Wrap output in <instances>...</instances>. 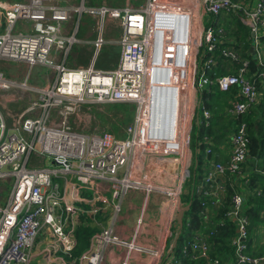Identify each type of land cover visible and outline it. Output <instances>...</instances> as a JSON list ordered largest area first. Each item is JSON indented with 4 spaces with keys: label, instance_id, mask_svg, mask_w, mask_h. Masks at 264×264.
Here are the masks:
<instances>
[{
    "label": "built area",
    "instance_id": "obj_1",
    "mask_svg": "<svg viewBox=\"0 0 264 264\" xmlns=\"http://www.w3.org/2000/svg\"><path fill=\"white\" fill-rule=\"evenodd\" d=\"M84 14L96 19L101 29L109 20L122 29L120 60L112 71L97 70L94 63L74 69L65 64L79 42L76 32L66 34L65 25ZM232 15L250 32L252 59L232 46L221 47L223 42L229 43L226 28L220 26L216 31L215 24L232 20ZM263 36L264 0H146L138 7L123 8L61 5L55 0H0V62L52 68L57 76L52 85L36 90L28 84L29 74L25 81L15 82L0 71V92H35L39 102L32 109L41 111L37 118L16 123L13 131L0 113V264H31L33 249L44 231L70 244L59 211L65 207L71 216L82 213L80 191H91L105 203L99 193L103 184L110 187L114 198L132 188L154 190L150 165L142 168L140 181L134 180L143 161L172 158L187 165L184 152L186 145L190 150L191 132L208 127L212 117L202 104L205 90L215 86L223 93H233L225 109L233 119L247 116L260 105L264 98ZM103 44L100 36L95 49L100 51ZM218 53L230 63L225 74L216 71L220 69ZM97 104L134 105L133 120L123 139L76 133L68 125V119L81 108ZM55 116L60 122H55ZM203 143L211 156L212 140ZM230 144L227 163L209 164L204 179L207 197L224 194L219 183L225 186L227 175L245 177L249 138L244 122L231 134ZM195 151L199 153L198 148ZM34 158L48 159L51 165L31 167ZM191 177L187 165L179 183L165 195L177 199ZM247 197L237 191L228 215L238 227L231 262L211 259V246L201 234L184 252H190L194 260H207V264H264V255L256 257L249 251ZM108 245L142 250L106 230L94 238L95 252L83 259L101 264ZM71 249L68 246L69 252ZM167 264L180 263L173 256Z\"/></svg>",
    "mask_w": 264,
    "mask_h": 264
},
{
    "label": "crops",
    "instance_id": "obj_2",
    "mask_svg": "<svg viewBox=\"0 0 264 264\" xmlns=\"http://www.w3.org/2000/svg\"><path fill=\"white\" fill-rule=\"evenodd\" d=\"M2 1L11 3L15 2L16 0ZM55 1L61 5H80L83 3L89 7L107 6L105 0H103L102 3L100 2L101 0H82L81 3L79 2L80 0ZM136 1L138 2L137 4H132L130 0H127L125 5L134 7L140 6L141 0ZM145 1L146 0H144V2ZM125 5L119 7H110L123 8L126 7ZM74 22L75 21H71L65 25L67 35L76 32ZM110 22L112 23L113 21L110 20ZM113 26L120 30L121 37L122 29L120 25L115 22ZM120 37L118 39H120ZM76 38L79 41L76 43V46L86 45V50L84 53L80 54V51L76 49V46H73L65 64L71 69L80 67L87 68L91 63L95 49V42L98 37H95L93 33H87L82 37H79L78 33ZM97 52L98 51H96L95 55ZM82 59L83 62L80 63ZM116 67L117 66H115V68ZM51 70L46 75L49 77V79L45 80V77H43L42 80L45 83L39 87H47L54 83L57 76L55 73L54 77L55 71H53V69ZM52 74L53 77H51ZM190 91L191 88L189 87L188 93ZM191 93L192 92H190V94ZM187 113H189V109H187ZM184 126H187V124ZM213 150V156L211 155L212 157L207 155L204 151L205 158L207 160L204 165L205 175H207L209 171L208 167L210 163L228 162L232 150L230 140L224 144H218V146L215 148L213 147ZM202 153L199 151L198 154L202 155ZM185 158V161H187V165L192 172V168L197 167L195 163L198 164L196 151L194 149H190L189 153L185 155ZM171 159L172 158L169 160H156V162L153 160H146L139 164V169L134 174V180L142 179V168L145 169V167L150 165L149 169L151 170L149 179L152 180V185L154 187V190L152 191H148L144 188H132L129 189L125 194H121L118 198H114L110 187L106 184H103L99 187V193L104 199L107 200L105 203H101L98 200L99 197L94 196L91 191H80L79 196L81 197L82 201L78 202V205L82 209V213L77 216H71L66 212L65 207H62V209L59 211L63 213L65 231L68 235L67 241L70 244L58 241L56 237L48 235V233L44 231L43 234L40 235L39 239H37V243L33 249L31 264H89V262L83 259V257L84 255L95 252L94 238L106 230H112L120 240L125 242H133L136 248L142 250L130 251L127 247L108 245L104 250L105 259L101 264H167L168 258L170 259L174 256L173 251L175 249V240L178 233L180 232L178 223L179 215L183 210L190 206L185 204L183 198L189 195L192 196V191L188 186V181L183 185L182 195H180L177 199L171 200L165 195L164 192L175 188L174 186L179 183L181 171L187 167V165L184 163V160L175 162ZM247 163L245 165L246 170L243 173L245 177H241V179H245L248 176V171L252 172V170H254V163H249L248 161ZM163 164L170 165L168 169H165ZM50 165L51 163L49 165L43 166ZM122 174L123 172L120 173V176ZM222 183L223 182L219 183L220 187H224V184ZM236 186L240 188V192H243L248 196L247 191L241 182L237 180V177ZM219 193L220 191H218L217 194ZM213 196H215V200L218 203L223 201L224 194ZM96 209H98V211L95 213L94 211ZM206 219L209 220V216H207ZM81 225L84 227H91L94 230L93 237L91 239V245L89 249L80 256L74 257L73 251L77 245L76 230ZM257 230L258 231L256 233L253 246L262 247L264 246V223H262ZM198 234L203 235L201 232ZM68 246H72L70 252L68 251ZM231 261L232 259L228 260V262Z\"/></svg>",
    "mask_w": 264,
    "mask_h": 264
},
{
    "label": "trees",
    "instance_id": "obj_3",
    "mask_svg": "<svg viewBox=\"0 0 264 264\" xmlns=\"http://www.w3.org/2000/svg\"><path fill=\"white\" fill-rule=\"evenodd\" d=\"M220 26H225L226 38L228 37L227 40H229V43L223 42L221 47L232 46L239 51V48L243 44L244 51L248 48V51L242 54L243 57L252 59L249 55L251 48L250 32L242 25L238 16L232 15V20L227 19L225 22L219 20V22L215 24V30L218 31ZM228 28H230V30H228ZM229 36H232V38ZM262 39L264 43V36ZM217 57L220 69H216V71L219 75L225 74V69L230 63L223 58L220 53L217 54ZM221 66H224V68L222 69ZM252 66L254 69L256 68L255 63H252ZM232 97L233 93H223L215 86L201 93L202 104L209 110L212 117L208 127L200 126L196 128L194 132L196 136L192 139L193 149L195 150L198 148L199 151L203 153L202 155L197 154L199 165L195 163L197 167L192 168L193 176L188 182V186L192 191V196L189 195L183 198L185 204L190 205L191 209L185 213L182 233L173 251V255L177 257V261L180 264L208 263L207 260H194L190 252H184V247L190 244L199 232L207 237L211 246V259H220L222 261L234 259L235 249L233 240L237 237L238 227L235 221L229 218L228 215L231 210L233 196L240 189L236 186V177L248 193L245 213L250 219L249 251L256 257L264 255V246H253L258 231L257 229L264 223L262 217L264 214V98L261 104L256 106L247 116L240 119H233L225 113L229 99ZM112 107L122 114L120 122L125 125L130 124L134 116V105L113 104ZM241 122L247 125L249 138V154L247 161L249 163H254V170H252V172L248 171V176L245 179H241L238 176L227 175L225 177L224 198L223 201L218 203L215 200V196L207 197L205 194L204 165L207 160L204 153L206 145H203V142L206 139H211L214 148L218 146V144H224L230 140L231 134ZM122 137L124 138L125 134L122 135ZM245 170L246 166H244V171ZM207 212L209 220L205 218ZM93 231L91 227H84L82 225L77 228V245L73 251L74 257L80 256L89 249Z\"/></svg>",
    "mask_w": 264,
    "mask_h": 264
},
{
    "label": "rangeland",
    "instance_id": "obj_4",
    "mask_svg": "<svg viewBox=\"0 0 264 264\" xmlns=\"http://www.w3.org/2000/svg\"><path fill=\"white\" fill-rule=\"evenodd\" d=\"M105 1H106V5L109 7L110 6L119 7V6H124L127 0H105ZM15 2H24V0L22 1L16 0ZM79 2L81 3L82 0H80ZM100 2L102 3L103 0H101ZM130 2L132 4L138 3L136 0H130ZM140 3L143 4L144 0H141ZM74 21H75L74 24L76 28L75 29L76 35L79 33V37H82L84 34L87 33H93V35L98 38L100 36L103 37L104 44L96 55L95 53L97 50L94 49V53L90 65L94 63V67L97 70H102V71L105 70L112 71L113 69H115L116 64L119 63L120 54H121V47L119 45V39H118L120 37V30L115 26H113L116 21L115 22L113 21L114 23L113 22L111 23L110 20L107 21L103 29L98 27L96 19L94 20L91 16L87 14H84L78 20L77 18H75ZM204 22H205V26L209 24L208 17L204 19ZM116 23L118 24V22ZM228 30H230V28H228ZM229 37L232 38V36ZM76 45L77 44H75L74 46ZM243 47L244 46L242 44L241 47L239 48L240 49L239 51L242 54L248 51V48L244 51ZM76 49L80 51V54H82L86 50V45L76 46ZM82 62L83 59L80 61V63ZM80 68H85V67H80ZM221 68H223V66ZM51 69L41 66H36L30 69L29 66L24 63L0 62V71L4 72L5 75L12 81L23 82L25 81L26 79L25 76L28 73L30 75V78L28 79V84L33 89L36 90L42 89V87H39L45 83L42 80V78L45 77V80H48L49 77H47L46 75L50 72ZM53 71L55 70L53 69ZM109 71H105V72H109ZM55 73L56 72H54V77H55ZM51 77H53V74L51 75ZM23 78L25 79L22 80ZM38 102H39V95L35 92H29L23 90H13L8 93L0 92V113L2 114L6 122L7 128L13 131L15 129L16 123H22L24 119L39 117L41 115V111L32 109L34 104ZM112 106L113 104L111 105L97 104V105H92L91 107L84 106L68 119V125L76 133H82L84 135H97V136H104L106 134H110L116 139H123L122 135L125 134V129L129 124L125 125L122 122H120L122 118V114L120 112H117L116 109H114ZM134 111H135V107H134ZM199 113H201L200 109H199ZM54 118L56 123L60 122V119L58 117L55 116ZM195 130L196 128H194L193 133L191 132L192 134L191 144H190L191 150H193L192 139L195 138L196 136V134L194 133ZM9 135H12V133H9L8 136ZM188 153L189 150L187 149V145H186L184 154L187 155ZM49 164L50 161L48 159L34 158L31 167H37L40 165H49ZM163 165L165 166V169H168L170 164H163ZM150 170L151 169H148V171ZM250 254L252 255L251 252Z\"/></svg>",
    "mask_w": 264,
    "mask_h": 264
},
{
    "label": "water",
    "instance_id": "obj_5",
    "mask_svg": "<svg viewBox=\"0 0 264 264\" xmlns=\"http://www.w3.org/2000/svg\"><path fill=\"white\" fill-rule=\"evenodd\" d=\"M251 52H254V49L251 48ZM191 209V206H188L187 209L183 210L180 215H179V219H178V223H179V227H180V232L178 233L177 237H176V240H175V246L174 248L176 247L177 243H178V240L181 236V233H182V229H183V226H184V215L186 212H188L189 210Z\"/></svg>",
    "mask_w": 264,
    "mask_h": 264
}]
</instances>
